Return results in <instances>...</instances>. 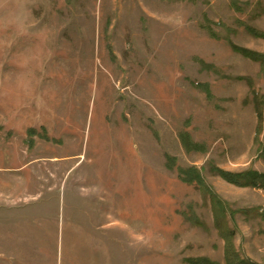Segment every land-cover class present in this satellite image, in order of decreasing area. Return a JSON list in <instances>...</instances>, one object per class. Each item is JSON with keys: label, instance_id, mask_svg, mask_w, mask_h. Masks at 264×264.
<instances>
[{"label": "rangeland", "instance_id": "rangeland-1", "mask_svg": "<svg viewBox=\"0 0 264 264\" xmlns=\"http://www.w3.org/2000/svg\"><path fill=\"white\" fill-rule=\"evenodd\" d=\"M253 174L264 0H0V264H264Z\"/></svg>", "mask_w": 264, "mask_h": 264}, {"label": "trees", "instance_id": "trees-1", "mask_svg": "<svg viewBox=\"0 0 264 264\" xmlns=\"http://www.w3.org/2000/svg\"><path fill=\"white\" fill-rule=\"evenodd\" d=\"M187 175H189L190 180L193 181V175H190V174H187ZM223 177L228 182H230L232 184L244 185V183L240 182V176L235 178L234 176L225 173V174H223ZM261 182L264 185V175L253 174V176L251 177V182L250 183L253 184L254 186H261L262 185ZM226 263L227 264H252V263H249V262L240 261L237 258V255L234 252H231V251H228L227 254H226ZM194 264H199V263L198 262H194ZM205 264H209V262L208 263L205 262Z\"/></svg>", "mask_w": 264, "mask_h": 264}]
</instances>
